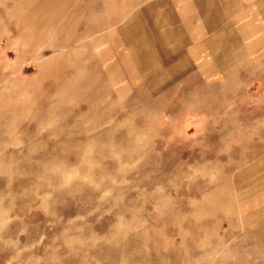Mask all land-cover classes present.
I'll return each instance as SVG.
<instances>
[{
    "label": "rangeland",
    "instance_id": "1",
    "mask_svg": "<svg viewBox=\"0 0 264 264\" xmlns=\"http://www.w3.org/2000/svg\"><path fill=\"white\" fill-rule=\"evenodd\" d=\"M250 27L247 1L0 0V264H264Z\"/></svg>",
    "mask_w": 264,
    "mask_h": 264
},
{
    "label": "crops",
    "instance_id": "2",
    "mask_svg": "<svg viewBox=\"0 0 264 264\" xmlns=\"http://www.w3.org/2000/svg\"><path fill=\"white\" fill-rule=\"evenodd\" d=\"M242 1L248 2L249 10V25L250 32H252V27H255V34L250 35V43H264V0H225L226 4H231L232 7L235 3H240ZM257 28H259V34H257Z\"/></svg>",
    "mask_w": 264,
    "mask_h": 264
}]
</instances>
